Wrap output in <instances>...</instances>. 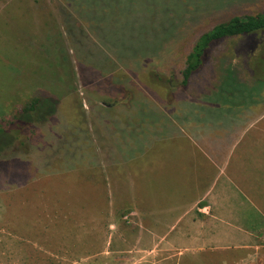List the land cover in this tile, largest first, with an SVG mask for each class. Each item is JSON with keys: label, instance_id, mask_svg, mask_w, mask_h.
<instances>
[{"label": "rangeland", "instance_id": "obj_1", "mask_svg": "<svg viewBox=\"0 0 264 264\" xmlns=\"http://www.w3.org/2000/svg\"><path fill=\"white\" fill-rule=\"evenodd\" d=\"M96 1L0 15V264H169L137 242L135 205L120 200L137 191L140 145L203 92L236 109L264 97V30L211 45L182 85L201 36L264 0Z\"/></svg>", "mask_w": 264, "mask_h": 264}, {"label": "crops", "instance_id": "obj_2", "mask_svg": "<svg viewBox=\"0 0 264 264\" xmlns=\"http://www.w3.org/2000/svg\"><path fill=\"white\" fill-rule=\"evenodd\" d=\"M33 4L0 0V15H33ZM212 93L188 99L140 145L137 191L120 200L135 205L137 242L169 264L171 253L184 264H264V97L236 109Z\"/></svg>", "mask_w": 264, "mask_h": 264}, {"label": "trees", "instance_id": "obj_3", "mask_svg": "<svg viewBox=\"0 0 264 264\" xmlns=\"http://www.w3.org/2000/svg\"><path fill=\"white\" fill-rule=\"evenodd\" d=\"M109 2H114V1L113 0H106L104 2L96 1L95 3L96 10H100V11L105 10L103 5L105 3L108 5ZM123 2L124 0H122V3ZM92 3L93 2L90 1L83 2L82 6L80 7H82L87 11L95 10L93 9V6H91L93 5ZM112 5L113 3L111 4V6ZM262 30H264V12L254 14V16L246 15V16L234 17L228 20L227 22H223L215 26L210 32L201 36L198 43L194 46L192 53H190L186 57L185 68L182 71V77H183L182 85L186 84L187 78L192 72H195L198 69H200L202 60L206 58V53L210 51L209 47L211 45L220 42L225 38L251 34L253 32L262 31ZM39 103L40 100L38 97L33 98L22 109V112L20 114L21 115L25 113L27 114L30 111L36 110ZM12 122H13L12 120L8 121V123H11L10 125H12Z\"/></svg>", "mask_w": 264, "mask_h": 264}]
</instances>
